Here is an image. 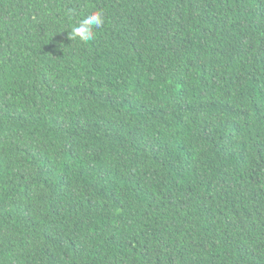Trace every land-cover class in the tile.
Here are the masks:
<instances>
[{
    "label": "trees",
    "instance_id": "16d2710c",
    "mask_svg": "<svg viewBox=\"0 0 264 264\" xmlns=\"http://www.w3.org/2000/svg\"><path fill=\"white\" fill-rule=\"evenodd\" d=\"M0 264H264V0H0Z\"/></svg>",
    "mask_w": 264,
    "mask_h": 264
},
{
    "label": "clouds",
    "instance_id": "9594fccd",
    "mask_svg": "<svg viewBox=\"0 0 264 264\" xmlns=\"http://www.w3.org/2000/svg\"><path fill=\"white\" fill-rule=\"evenodd\" d=\"M67 15H73L72 10H68ZM105 24V14L102 11H94L82 19H79L71 26L68 38L71 41H79L82 44H88L96 39L97 30Z\"/></svg>",
    "mask_w": 264,
    "mask_h": 264
},
{
    "label": "rangeland",
    "instance_id": "374dc122",
    "mask_svg": "<svg viewBox=\"0 0 264 264\" xmlns=\"http://www.w3.org/2000/svg\"><path fill=\"white\" fill-rule=\"evenodd\" d=\"M222 227V234L220 236L221 242H224L230 248V251H243L241 250V239L245 238L242 237V234L238 230H236L233 225L227 222H224ZM232 228L234 230H232ZM247 243L248 241L246 240V248Z\"/></svg>",
    "mask_w": 264,
    "mask_h": 264
}]
</instances>
